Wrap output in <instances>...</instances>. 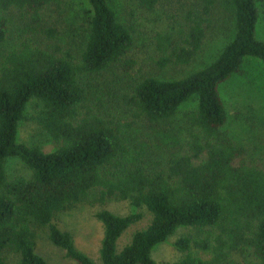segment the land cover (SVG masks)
I'll list each match as a JSON object with an SVG mask.
<instances>
[{
  "label": "trees",
  "instance_id": "trees-1",
  "mask_svg": "<svg viewBox=\"0 0 264 264\" xmlns=\"http://www.w3.org/2000/svg\"><path fill=\"white\" fill-rule=\"evenodd\" d=\"M64 1L0 0V264H6L8 253L17 256L16 264H47L36 251L35 228L47 229L68 259L95 264L55 222L95 190L102 204L117 197L152 215L118 251L121 236L143 215L99 212L101 264H156L153 250L180 228L196 234L176 241L183 257L173 264H264V168L223 131L228 113L220 93L246 58L264 64V41L256 37L258 3L264 0H201L182 25L153 37L150 72L136 70L129 56L133 30L119 21L108 0H89L77 58L56 44L37 43L28 30L11 44L12 10L39 20L43 10ZM159 1L139 0V5L152 11ZM215 8L233 19L232 41L207 67L177 79L160 76L169 66L190 65L203 52L207 32L216 26ZM44 34L57 40L53 29ZM117 72L122 85L111 94L120 112L106 114L103 101L90 103L82 78ZM32 100L37 103L33 120L58 145L51 153L18 142ZM190 102L191 110L182 112ZM128 114L151 125L174 124L183 114L186 136L154 167L146 143L128 136L133 126L123 121ZM11 158H19L32 176L10 179L5 165Z\"/></svg>",
  "mask_w": 264,
  "mask_h": 264
},
{
  "label": "rangeland",
  "instance_id": "rangeland-1",
  "mask_svg": "<svg viewBox=\"0 0 264 264\" xmlns=\"http://www.w3.org/2000/svg\"><path fill=\"white\" fill-rule=\"evenodd\" d=\"M116 11L121 23L131 27L135 40L130 58L137 62L136 70L154 71L150 66V58L156 56L153 37L161 32L171 31L184 23V17L191 9H198L201 0H160L152 10H146L139 5V0H108ZM89 0H65L61 7L51 6L43 10L39 20L30 13L12 10L8 17L11 25V44L19 40V34L28 30L27 35L42 45H58L63 52L78 57L84 43V30L88 27ZM259 20L256 28L257 39L264 41V2L258 3ZM215 27L207 32L203 52L187 66H169L159 72L167 79L182 78L190 73L210 65L223 48L234 38L235 27L228 11L214 9ZM34 18V19H33ZM46 29L55 30L57 40H49L44 34ZM122 75L116 74L86 75L83 84L91 93L90 103L105 104L103 112L118 114L111 93L117 91ZM116 81V82H115ZM120 89V88H119ZM220 93L226 106L228 119L223 126L234 140L235 144L245 148L250 158L257 160L264 168V64L257 58H246L241 72L233 75L220 87ZM98 98H102L98 102ZM36 100H32L26 109L25 118L20 122L18 142L26 145H38L44 152L51 153L58 147L41 130L33 120L36 115ZM194 103L183 106L182 112H188ZM126 122L133 126L128 136L138 144L146 143L149 148L150 165L165 161L172 152V146L177 138H185L186 124L183 114L175 119L174 124L151 125L134 119L131 114L124 116ZM5 170L10 179L32 176L31 170L19 159L11 158L6 162ZM99 191L95 190L73 209L59 213L55 222L63 231L72 234L76 247L88 255L95 264H101L100 248L104 235L103 225L96 218L102 210H108L117 216H127L131 213H141L143 218L126 230L117 243L118 251L128 245L134 233L146 228L152 219L146 208L136 209L129 202L117 197L108 198L105 203L99 201ZM37 253L47 264H78L65 256V252L56 247L49 239L45 228H35ZM192 228H180L165 243L155 247L152 257L156 264H173L183 257V253L176 247V241L184 235H195ZM15 254L6 255V264H16Z\"/></svg>",
  "mask_w": 264,
  "mask_h": 264
}]
</instances>
